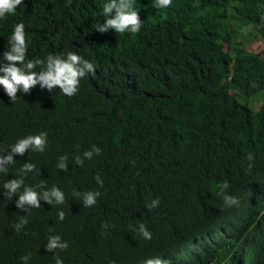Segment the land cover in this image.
I'll list each match as a JSON object with an SVG mask.
<instances>
[{"label": "trees", "instance_id": "trees-1", "mask_svg": "<svg viewBox=\"0 0 264 264\" xmlns=\"http://www.w3.org/2000/svg\"><path fill=\"white\" fill-rule=\"evenodd\" d=\"M106 2L24 0L0 21V58L13 25L23 22L26 59L72 51L95 69L73 96L38 82L11 101L0 87L5 155L18 138L48 133L43 152L14 154L9 175L0 173V264H23L29 253L28 264H55L57 255L64 264H144L152 257L264 264V103L254 112L249 102L264 93V53L232 31V22H241L249 37L264 40V0H172L167 8L133 0L142 21L137 33L95 29ZM93 145L100 154L84 159ZM60 156L67 170L57 168ZM28 161L35 168L25 184L58 186L63 204L17 207L18 196L3 184ZM223 182L239 207L224 206L217 194ZM87 191L100 193L91 207L76 195ZM155 198L159 206L149 210ZM22 217L27 224L17 231ZM140 223L150 240L137 231ZM56 234L68 248L49 252L48 237Z\"/></svg>", "mask_w": 264, "mask_h": 264}, {"label": "clouds", "instance_id": "clouds-1", "mask_svg": "<svg viewBox=\"0 0 264 264\" xmlns=\"http://www.w3.org/2000/svg\"><path fill=\"white\" fill-rule=\"evenodd\" d=\"M171 2L172 0H156L155 7L167 8ZM22 4H24V0H0V21L6 19L9 15H15L17 6ZM101 12H103L105 20L103 25L96 24L95 29L99 31H106L109 27L119 33H137L140 31L142 21L139 19L138 10L135 8L133 0H108L103 5ZM27 48L28 41L25 35V25L23 22L16 23L13 25L11 36L9 37V48L4 51L3 57L0 58V87H2L4 93L11 101L17 98L18 91L27 94L30 88L38 82L42 89L52 90L58 86L60 92L64 95L73 96L78 91L81 78L86 73L95 71L90 62L84 60L83 57L75 52L69 51L61 55L49 54L44 59L39 57L26 59ZM47 137V131L29 134L18 138L15 143L11 144L7 148L11 150L8 154H4L6 149L0 150V173L9 175L8 166L16 161L14 154L23 155L26 150L43 152L47 145ZM100 152L101 149L93 145L90 150L83 152V158L91 159L93 155H99ZM252 158V155L249 154L248 159L251 160ZM67 159V156H60L57 168L67 170ZM75 163L78 165L83 164L80 156L75 157ZM34 168L35 165L29 161L23 163L19 170L20 174L15 176L14 179H7L3 184V189L6 190L5 192L10 197L18 196L16 200L17 207L27 212L29 208H39L41 200L51 205L53 202L63 204L65 193L58 186L53 185L51 188H47L43 182L35 186L25 184L27 173L32 172ZM96 182L101 186L103 184L99 176L96 177ZM218 188L217 194L222 197L224 206L239 207L240 199L228 194L229 184L227 182L219 184ZM21 189L23 190L21 191ZM76 195L82 197L85 207H91L97 203V197L100 193L98 191H87L83 193L77 192ZM158 206L159 198L152 199L151 203L146 205L149 210ZM64 215L63 211H58L57 213L60 220L64 219ZM25 224H27V218L22 217L14 225V228L19 231ZM105 227L108 226L105 225ZM137 231L146 240L152 238L151 231L143 223L138 225ZM47 241L48 243L45 247L49 252H53L55 249L64 250L68 248L67 241L62 240L58 234L50 235ZM30 258L31 254L29 253L20 259L23 264H28ZM55 264H64L62 258L58 255L56 256ZM144 264H163V261L160 257H152L146 258Z\"/></svg>", "mask_w": 264, "mask_h": 264}, {"label": "rangeland", "instance_id": "rangeland-1", "mask_svg": "<svg viewBox=\"0 0 264 264\" xmlns=\"http://www.w3.org/2000/svg\"><path fill=\"white\" fill-rule=\"evenodd\" d=\"M232 31L238 34L237 35L238 41H241L243 43V46L247 48H251L254 51L261 52L262 54L264 53V40H261L260 38L253 39L252 37H249L247 34L248 29L247 28L242 29L241 22H235V21L232 22ZM238 97L241 98V95H239ZM249 102H250V108L254 112H257L260 109L261 105L264 103V93H258L250 97ZM193 251L194 248L187 250L179 257V260L180 261L186 260Z\"/></svg>", "mask_w": 264, "mask_h": 264}, {"label": "bare ground", "instance_id": "bare-ground-1", "mask_svg": "<svg viewBox=\"0 0 264 264\" xmlns=\"http://www.w3.org/2000/svg\"><path fill=\"white\" fill-rule=\"evenodd\" d=\"M255 107V106H254Z\"/></svg>", "mask_w": 264, "mask_h": 264}]
</instances>
